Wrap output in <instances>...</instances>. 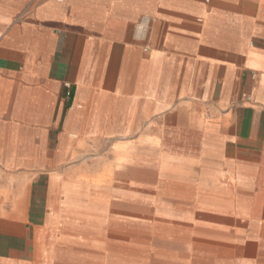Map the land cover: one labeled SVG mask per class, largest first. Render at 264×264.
I'll use <instances>...</instances> for the list:
<instances>
[{"label": "crops", "instance_id": "1", "mask_svg": "<svg viewBox=\"0 0 264 264\" xmlns=\"http://www.w3.org/2000/svg\"><path fill=\"white\" fill-rule=\"evenodd\" d=\"M118 135L264 264V0H0V264H41L62 168Z\"/></svg>", "mask_w": 264, "mask_h": 264}, {"label": "rangeland", "instance_id": "2", "mask_svg": "<svg viewBox=\"0 0 264 264\" xmlns=\"http://www.w3.org/2000/svg\"><path fill=\"white\" fill-rule=\"evenodd\" d=\"M137 137L87 139L62 168L81 177L69 179L71 218L48 233L46 247L59 244L41 264H229L231 248L205 240L204 199L158 181L156 152L142 158Z\"/></svg>", "mask_w": 264, "mask_h": 264}, {"label": "built area", "instance_id": "3", "mask_svg": "<svg viewBox=\"0 0 264 264\" xmlns=\"http://www.w3.org/2000/svg\"><path fill=\"white\" fill-rule=\"evenodd\" d=\"M66 89H68V87H66Z\"/></svg>", "mask_w": 264, "mask_h": 264}]
</instances>
